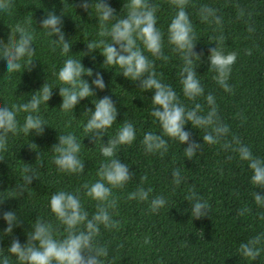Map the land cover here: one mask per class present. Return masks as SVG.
Segmentation results:
<instances>
[{
  "label": "trees",
  "instance_id": "1",
  "mask_svg": "<svg viewBox=\"0 0 264 264\" xmlns=\"http://www.w3.org/2000/svg\"><path fill=\"white\" fill-rule=\"evenodd\" d=\"M108 2L121 18L127 13L129 0ZM150 3L156 7L157 27L162 33V55L144 53L152 63L151 70L162 83L173 88L186 110L199 104L198 114L206 115L210 111L206 97L212 95L216 118L221 126L228 128L227 134L218 143L203 144L206 130L186 124L184 130L190 132L188 143L202 144L194 157L186 156L187 144L166 136L167 152L163 156L145 152L141 143L144 134H162L160 125L151 116L153 93L145 92L138 82L126 80L118 67L103 64L99 54L102 49L85 55L90 43L105 39L98 34L95 0L89 11L78 6L79 0H0V40L6 42L16 34V27L23 25L33 31L35 49L32 63L19 73H7L0 63V107L26 102L44 82L54 88L51 99L39 110L47 125L43 134L10 136L8 149L0 151V213L14 211L19 221V227L7 235L3 234L6 224L0 219V250L4 255H11L7 247L13 239L22 245L26 242L38 220L52 225L56 239L66 237L65 226L49 209L51 196L59 190L78 194L89 218L95 214L98 202L87 197L82 186L99 179L97 172L106 160L100 152L101 143L114 138L123 124L132 123L136 138L132 144L118 147L117 158L134 175L124 187L112 189L110 201L115 200L116 207L109 211L118 221V227L101 226L95 237V244L106 248L108 253L100 258V264H264V251L254 261L240 257L239 253L241 243L264 234L261 218L264 207L254 201L256 190H261L250 183L251 169L247 162L241 161L232 148L224 147L231 144L234 148L238 140L250 147L254 156L264 159V0H188L185 10L197 43L193 51L201 57L194 56L192 60L204 88L203 95L194 100H189L182 91V55L168 43V26L177 9L172 0H150ZM5 4L7 10L3 9ZM204 7L213 9L215 15L202 19ZM49 12L63 15L65 41L71 46L67 55L62 54L59 45L53 51L51 37L41 28L40 21ZM215 44L226 53L237 54L227 81L230 91L216 83L215 73L208 68L207 56ZM138 46L143 48L139 42ZM69 56L92 69L93 75L82 79L91 84L100 72L105 83L103 91L94 90V97L80 101L73 112L59 108L62 98L55 88L58 86L56 74ZM104 96L112 99L118 114L102 142H94L91 134L84 132L89 116L85 112L94 108L95 99ZM25 115H18L21 124ZM68 133L81 141L82 174L61 173L53 163L52 147L60 135ZM29 168L31 173L26 172ZM174 169H179L183 177L178 186L172 181ZM29 174L33 179L26 184L25 177ZM20 186L22 194H18ZM138 188L152 190L148 201L130 199ZM189 189L208 203V215L192 219L188 211L190 204L185 201ZM155 196L165 197L168 203L153 213L150 200ZM11 264H18L14 256Z\"/></svg>",
  "mask_w": 264,
  "mask_h": 264
},
{
  "label": "clouds",
  "instance_id": "2",
  "mask_svg": "<svg viewBox=\"0 0 264 264\" xmlns=\"http://www.w3.org/2000/svg\"><path fill=\"white\" fill-rule=\"evenodd\" d=\"M177 9L174 17L168 26V43L174 46V50L182 55L184 66L181 70L180 83L185 97L194 100L204 93V88L198 79L196 66L192 57H200L194 53V27L186 12L188 0H172ZM78 6L89 11L93 7V0H79ZM7 10L8 5H3ZM94 11L99 20V36L104 37L98 43H90L87 46L88 53L102 49L99 54L103 57V64L116 66L121 70L126 80L138 82L139 87L145 92L151 91L152 111L151 116L155 118L161 127L162 134L146 132L141 141L145 152L159 153L161 156L167 152V141L164 137L178 140L184 148L186 156L194 157L202 144L188 143L190 132L185 131V125L191 124L193 129L202 128L206 130L202 137L203 144L218 143L221 137L228 132L226 126H221L216 118L215 101L212 95L206 97L210 106V111L206 115L198 114L201 106L196 104L191 110L180 104L177 94L173 88L166 85L157 78L152 71V63L145 52L152 56L162 55V33L157 27L158 19L156 7L150 0H129L127 13L121 18L109 5L108 0H95ZM214 10L204 7L201 9L202 19L207 20L214 16ZM63 15H56L54 12L47 13L40 21L41 28L45 34L51 37L50 43L53 51L56 46L61 47L62 54L67 55L71 46L65 41L63 32ZM219 23V18H216ZM19 38L13 34L5 42L0 40V63L4 65L5 71L9 74L19 73L28 68L32 63L31 57L34 55L33 31L18 25L15 30ZM56 36L57 39H52ZM223 40V37L220 38ZM138 42L143 48L138 46ZM212 48L207 56L208 68L215 76L213 77L225 91H230L227 81L231 73V67L236 62L235 52L226 53L217 44ZM91 49L92 51H89ZM94 59V57H93ZM26 65V67H25ZM92 69L85 68L81 60H76L70 56L64 60L62 67L56 74L59 89V96L62 98L60 109L73 112L77 104L90 97H94L96 91H103L105 83L100 72L95 74V79L89 84L82 77H91ZM54 88L43 86L31 95V98L23 103H13L11 107L4 105L0 107V151L8 149L10 136L23 133L29 136L34 133L39 136L47 126L39 110L42 104H47L51 99ZM94 108L86 110L88 119L84 125V132L91 134V139L101 141L115 123L118 110L112 99L104 96L95 99ZM26 114L23 123L18 120V115ZM136 138V131L132 123L123 124L116 132L114 138L108 140L106 144L101 143V155L106 158L99 168V177L94 183L84 184L85 195L95 201L97 211L89 218L88 213L83 209L78 194H73L64 190L54 193L49 200V209L57 220L65 226L66 237L58 240L54 237L51 224L37 221L32 229V234L27 236L26 242L22 245L18 239H13L7 247L8 253L4 255L0 250V264H11V256L16 258L18 264H100V258L107 256V249L98 247L95 244V237L100 233V228L113 229L118 227V221L112 218L109 209L116 207L115 200L110 201L113 188H122L133 178V173L126 163L117 158V149L122 145H130ZM57 143L52 147L55 152L53 163L61 173L82 174L84 172V162L80 158L82 148L81 141H78L72 133L60 135ZM236 147L225 144L226 149L232 148L238 154L241 161H246L251 169L250 183L256 186L254 201L257 206L264 207V159L253 155L250 147L235 141ZM31 173V169H26ZM172 181L175 185L183 182V177L179 169L172 171ZM32 175H26L25 183L30 184ZM23 193L22 186L19 187ZM151 189L138 188L130 195V199L148 201ZM190 204L188 211L192 219H199L209 214V205L201 200L193 189H189L186 200ZM168 201L163 196H155L150 200V209L153 213L167 206ZM247 211L242 210L241 215ZM264 219V216L261 217ZM6 227L3 234L10 235L15 227H19L16 212L5 211L0 213ZM82 226V227H81ZM264 251V234H258L247 242L239 246L240 257L254 261Z\"/></svg>",
  "mask_w": 264,
  "mask_h": 264
}]
</instances>
